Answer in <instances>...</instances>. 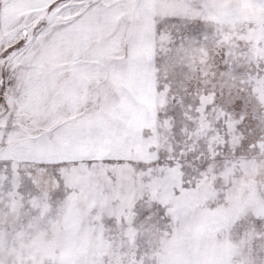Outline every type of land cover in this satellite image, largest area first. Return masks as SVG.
<instances>
[{"label":"snow or ice","instance_id":"snow-or-ice-1","mask_svg":"<svg viewBox=\"0 0 264 264\" xmlns=\"http://www.w3.org/2000/svg\"><path fill=\"white\" fill-rule=\"evenodd\" d=\"M0 264H264V0H0Z\"/></svg>","mask_w":264,"mask_h":264}]
</instances>
